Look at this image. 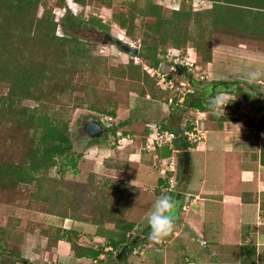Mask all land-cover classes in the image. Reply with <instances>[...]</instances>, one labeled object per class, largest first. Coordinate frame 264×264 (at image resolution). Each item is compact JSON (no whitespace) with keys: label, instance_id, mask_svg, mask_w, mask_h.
<instances>
[{"label":"trees","instance_id":"1","mask_svg":"<svg viewBox=\"0 0 264 264\" xmlns=\"http://www.w3.org/2000/svg\"><path fill=\"white\" fill-rule=\"evenodd\" d=\"M63 1L56 0L55 3L61 6ZM73 1L82 7L94 4L111 8L113 3V0ZM191 1L181 0L177 8L169 10L154 0H130L126 9L111 13V20L133 40L134 33H138V57L148 68L158 67L169 50L181 55V48L188 46L194 48L200 66H205L212 60L215 31H231L264 41V0H201L208 2L209 7L197 10L192 8ZM40 5H43L42 0H0V201L12 202L28 196L45 206L44 213L92 222L109 219L115 226L130 231L133 224L119 221L117 216L127 199L120 185H100L110 190L109 194L100 192V196H93L100 201L99 210L84 216L79 213V206L71 205L69 195L63 193L62 178L57 180L50 175L52 168L57 167L63 177L66 168L74 169L79 158L69 138L66 104H71L72 108L85 105L93 113L90 119L105 128L100 137L90 141L105 143L108 132L117 133L116 128L122 125L112 124L118 108L129 109L125 123L139 120L141 124L140 119L147 117L152 101L166 103L169 106L167 116L159 119L155 115L160 123L158 131L162 133L169 129L175 135L174 142L181 139L188 147L183 132L192 129L194 121L180 128V115L172 113L175 108L178 110L185 103L188 109L205 112L207 121L221 123L233 117L237 119L239 116L235 114L242 100L249 102L252 96L242 94V89L237 86L233 94L241 95V99L224 100L226 109L219 112L217 107L209 106V99L196 95L197 89L183 95L173 89L160 88L157 79L131 57L124 65L110 67L104 74L108 73L115 80L120 78V82L128 84V89L137 97L115 98L98 93L95 86L86 82L84 74L86 71L97 73L101 67L91 59L88 42L79 40L69 31L70 26L78 27L82 21L68 11L62 18L56 17L53 8L45 5L38 15ZM85 24L109 29L99 18L89 17ZM59 25L63 28L62 35L56 33ZM99 60L103 62V58H97L96 63L101 64ZM86 66L92 70L85 69ZM179 70L185 73L184 76L188 75L192 86L191 72L184 67ZM145 95H149V99H144ZM27 101L33 104H25ZM137 110H142V114ZM254 110L260 114L256 126L264 129L262 104L256 105ZM171 120L177 123L174 128L169 127ZM128 132L131 131L118 132L119 139L127 137L124 134ZM147 133L148 129H145L142 134L146 136ZM174 146H177L176 142ZM32 185L36 187L34 192L29 191ZM11 232L0 226V264H25L21 256L22 237ZM40 233L47 236V242L66 239L72 243L76 254L79 249H84L76 243L75 232L48 226ZM84 254L96 258L99 251L84 249Z\"/></svg>","mask_w":264,"mask_h":264},{"label":"crops","instance_id":"2","mask_svg":"<svg viewBox=\"0 0 264 264\" xmlns=\"http://www.w3.org/2000/svg\"><path fill=\"white\" fill-rule=\"evenodd\" d=\"M215 48L212 61L200 66L205 77L211 81L220 75L232 80L225 82L223 79L220 82L223 85L210 84L212 88L228 87L229 97L233 99L232 88L238 86L242 94L252 96L250 103L262 104L264 113V75L250 78L252 71L264 73V66L252 64H264V51L222 45L221 63L214 62L218 53ZM130 94L137 97L133 91ZM149 97L145 95L144 99ZM148 109L147 117L140 119L148 129L145 143L136 144L133 133L128 132V135L124 134L127 137L120 138L123 142L117 147L120 159L116 157L112 167L102 168L101 163L94 161L85 170L92 169L94 173L90 176L86 173L85 178L93 177L101 186L120 185L125 191L127 199L117 216L119 221L132 223V229L126 232L104 218L92 222L48 214L55 217V221L50 218L43 224L75 232L80 248L97 250L99 254L91 258L84 254V249H79L76 254L71 242L66 239L47 242V236L39 230L27 233L26 242H21L25 264H264V129L256 126L260 114L243 108L240 111L244 114H239L237 119L233 117L221 123L207 121L206 114L205 117L197 115L195 121L203 127L204 137L197 142H189L185 137L188 147L176 137L175 147V138L161 144L148 142L150 134L159 132L160 128L156 111L151 107ZM126 110L129 113V109ZM167 114H160L159 119ZM132 122L138 124L139 120ZM126 123L130 125L131 122ZM165 131L169 132V129ZM93 144L86 147L85 158H92L97 153L101 158L112 157L113 154H109L112 149L101 140ZM170 162L173 163L172 172L168 170ZM177 171L180 173L177 190H166L167 179ZM146 174L156 175L155 201L164 194L177 200L173 231L158 243L149 239L148 225L141 230L142 225L131 216L137 209L133 208V203L140 198ZM101 186L98 188L97 185V190L101 188V193L109 194L110 190ZM98 192L96 196L101 194ZM99 202L91 199L89 210L80 207L79 213L93 215L99 210ZM183 205L188 206L184 208Z\"/></svg>","mask_w":264,"mask_h":264},{"label":"rangeland","instance_id":"3","mask_svg":"<svg viewBox=\"0 0 264 264\" xmlns=\"http://www.w3.org/2000/svg\"><path fill=\"white\" fill-rule=\"evenodd\" d=\"M130 0H113L112 7L106 8V7H99L94 4H87L86 6H80L76 3H74L73 0H64L63 4L61 6L57 5L56 0H42L43 5L45 6H51L55 12V16L62 18V16L68 11L71 15L76 16L78 19L82 21L81 25L78 27H69V31L75 35L79 40L87 41L89 50H90V57L95 63V65L100 66V70L92 73L91 71H86L84 76L86 77V82L89 85L95 86L98 93H106L108 96H114L115 98H123L125 95L127 96H134L130 94V90L128 88V84H122L120 82V78L115 80V78H111L108 76V73H105L107 69L112 67L113 69L118 67L119 65H124L128 60L130 59L129 54L123 52L122 50L118 49L116 45L110 41V38L116 37L122 41L129 42L135 46L139 47V35L138 33H134L135 40L131 39L126 35L123 29L119 28L115 22L111 20V13L116 10H123L128 7L127 2ZM156 3L161 4L166 9H175L179 6V3L181 0H154ZM192 8L193 9H202L209 7L208 2H202L200 0H192ZM43 5H40L38 7V15H40L43 11ZM89 17L99 18L101 19L102 23L107 24L109 26L108 34H109V40L106 42V44L98 41L95 37L97 36V31L95 29H91L88 26L90 24H85V20H87ZM96 31L94 34L92 31ZM57 35H62L63 28L61 25H59L56 29ZM100 34V32L98 33ZM104 34V33H102ZM212 53H213V47L215 46V50L218 52L215 55V61L214 62H223V55L220 53L222 45H231L232 47H247L253 50H260L264 51V41L257 40V39H251L248 37H243L242 35H238L236 33H233L231 31H215L213 33V41H212ZM240 45V46H239ZM219 48V49H218ZM219 50V51H218ZM178 52V51H177ZM181 55L177 58V65L181 66L183 68V62L188 60L189 62H192L193 65L190 66V78L193 77V84L192 86L185 85L180 87V91L184 95V93L187 92V89L193 90L195 92V89L197 91L195 92L197 96H201L204 99H211V96L208 95L207 89L212 88L213 82H217L218 84L223 81H231L232 79L223 78L220 75L215 76L214 80H209L205 77V73H203L202 67H200V63L198 62V58L195 56L194 48L188 46L186 48H181ZM97 58H103V62L96 63ZM213 58V56H212ZM225 59V58H224ZM134 62L140 63L144 68L148 69V66L145 64L144 60L140 59L138 57L137 60L133 59ZM212 61V60H211ZM238 62L237 60H235ZM241 61V60H240ZM245 61L242 62L244 64ZM235 63V62H234ZM168 64V65H167ZM174 64V63H171ZM170 64V65H171ZM238 64V63H236ZM252 64H256L258 66H264L261 62H252ZM90 67V65H89ZM89 67L86 66L85 69L92 70ZM185 68V67H184ZM165 71L169 72L170 76L173 75L175 83H179L178 81H187L188 75L182 76V75H175L177 73L170 71L169 63L167 62L164 66ZM187 69V68H186ZM96 70V68H95ZM188 71V70H187ZM96 73V74H95ZM226 79V80H223ZM223 80V81H222ZM120 82V84L118 82ZM118 83V85H117ZM223 85L222 83H220ZM177 85V84H176ZM214 86L213 91H218L220 95L224 98V100L229 99V91L228 87L226 86ZM235 88H232L234 90ZM120 90V93H119ZM242 91V90H241ZM240 91V92H241ZM183 95H181L183 97ZM250 95V94H249ZM135 97V96H134ZM241 95H234V98H240ZM183 100L180 98V101ZM162 102L154 101L150 103L151 110H155L157 113V116L166 115L169 113V106L166 103L161 104ZM25 104H33L31 101L25 102ZM258 105L255 103H250L246 101L245 99L242 100V104L239 108V110L236 112V116H239V114H244L240 111V109L246 108L254 110V107ZM57 106V105H54ZM67 107V113H66V119L68 123V133L69 138L72 142L74 151L76 154H79V158L76 162V167L74 169L72 168H66V170L63 173V177H61L60 173L58 172V168L54 167L52 168L50 175L54 176L57 180H60L62 178L61 183L63 184L62 191L64 194L69 195L71 205L73 206H79V209H86L89 210V208L92 206L91 199H94L93 196L96 195V191H99L101 189L97 190V185L99 188V183L95 182V179L93 177L85 178V176L93 175L94 173L90 171H85L86 168L91 166V164L95 161H98L101 163L102 168H108L112 167L114 165L113 162H115V158H119V152L117 150V147L123 142H121V139H117L118 132H121L122 130L131 131L133 133L134 142L136 144L145 143L146 138L144 137L143 133V124L140 123H134L127 125L125 121L129 118V113L126 110V108L121 107L120 110L117 109L116 116L113 118L112 124H122L121 126L117 127L116 130L119 128L118 132L114 133V131L108 132L107 139L104 144L107 145L110 149H112V152L109 154H113L112 157H100V154H95L94 157H87L85 158V155L87 156V148L90 145H94V142H91L90 138L86 131L85 126L86 124L93 119H90V116L93 113H90L88 109H86L85 105L74 107L69 103L66 104ZM176 107V106H175ZM225 107H217V111L221 112L224 111ZM231 110H234V107H230ZM139 114H142V110H137ZM51 111L49 110V113ZM174 112V113H173ZM200 111L199 110H192L188 109L185 106V103L181 104L180 109L172 111V113L179 114L180 115V123L179 127L184 128L187 123L192 122V120L195 122L197 119V115ZM255 112V111H254ZM96 115V114H94ZM93 116V115H92ZM96 118H99L97 116ZM173 120V119H172ZM169 127H175L176 121H172ZM124 122V123H123ZM203 122V121H200ZM159 123V122H158ZM175 123V124H174ZM127 125V126H126ZM207 125H210L209 122ZM123 128V129H122ZM114 130V129H113ZM165 138V137H164ZM128 139V138H127ZM148 139V138H147ZM149 143L153 142L152 138H149ZM117 141V142H116ZM121 142V143H119ZM125 144V143H124ZM177 156L176 154H174ZM106 156V155H105ZM178 157V156H177ZM100 159V161H99ZM120 159V158H119ZM145 161H148V158L144 156ZM171 164V162H170ZM159 165V164H157ZM173 166V163L171 167ZM160 167V165H159ZM171 167L169 165L168 170L171 172L173 171V167L171 170ZM185 172V171H184ZM87 173V174H86ZM186 173V172H185ZM184 173V174H185ZM179 171L175 173V175L172 177L174 184L177 186L172 188L173 190H177V187L179 185ZM101 184V183H100ZM157 178L156 175L146 174V177L144 180H142L141 189H140V198L136 200V202L133 203V208H137L136 210H133L132 212V219L141 226V230L145 228L147 225V217L150 214L151 209L153 208L154 202H155V192L153 191V186L157 185ZM164 186V183H163ZM166 186V185H165ZM51 187H54L56 190L57 187L54 186V184H51ZM104 187H102L103 189ZM58 190V189H57ZM29 191H36L35 185L30 186ZM98 192V193H99ZM100 196V195H99ZM31 199V200H30ZM28 196H24L21 199H15L12 202H4L0 201V226L6 228L7 230H11L14 234H20L22 237V242H26V239L24 241V237L27 233L30 232H38L42 228H46V223L42 222H48L47 220H50V218L55 221V217H49L48 214L44 213L43 210L45 206L38 201L33 200ZM185 206V205H183ZM188 206V205H186ZM139 208V209H138ZM6 226V227H5ZM51 226H53L51 224ZM11 232V233H12ZM40 233V231H39ZM29 242V241H28Z\"/></svg>","mask_w":264,"mask_h":264},{"label":"built area","instance_id":"4","mask_svg":"<svg viewBox=\"0 0 264 264\" xmlns=\"http://www.w3.org/2000/svg\"><path fill=\"white\" fill-rule=\"evenodd\" d=\"M201 1V0H200ZM204 2V1H202ZM173 51L169 50L168 53L164 56L163 61H161L158 65V67L156 68H148L147 71L154 76L157 79V84L158 86H160V88L166 90V89H173L175 91H180V87L185 86V85H189V82H185V81H178L179 83H175L173 75L170 76L169 72L165 71L164 66L165 64L168 62L170 65V71L171 72H175L177 74L175 75H184L185 73L181 70H179V67L181 66H176L177 65V58L179 57L180 53L176 52L174 54H172ZM176 64V65H175ZM193 63L189 62L188 60L183 62V67L187 68L186 70L190 71V66H192ZM177 84V85H176ZM187 92H193V90H189L187 89ZM182 93V92H181ZM182 101V100H181ZM204 116L205 117V112H199L198 116ZM198 120V118H197ZM204 129L202 126L199 125V123L197 121L194 122V126L192 129L190 130H185L183 132V135L186 137V139L189 142H197L200 139H202V137H204ZM165 137V138H164ZM149 138H152V141H154L155 143H165L168 141H171L175 138V135L171 132H155L154 134H150V136L148 137V141L150 140ZM151 141V140H150ZM153 143V142H152ZM172 165V162L170 164V167ZM172 170V167H171ZM175 187V184L173 182V179L171 177H169L167 179V186H166V190H172V188ZM184 208H186V206H183Z\"/></svg>","mask_w":264,"mask_h":264},{"label":"clouds","instance_id":"5","mask_svg":"<svg viewBox=\"0 0 264 264\" xmlns=\"http://www.w3.org/2000/svg\"><path fill=\"white\" fill-rule=\"evenodd\" d=\"M262 75L264 73L260 71L250 72V78H259ZM207 92L211 96L208 101L209 106L216 108L226 104L218 91L214 92L212 88H208ZM176 206L177 200L170 194H164L154 202L153 209L147 217L150 240L158 243L173 231Z\"/></svg>","mask_w":264,"mask_h":264},{"label":"water","instance_id":"6","mask_svg":"<svg viewBox=\"0 0 264 264\" xmlns=\"http://www.w3.org/2000/svg\"><path fill=\"white\" fill-rule=\"evenodd\" d=\"M96 31H92V33L94 34ZM108 35V33H105L104 36ZM110 41H112L116 47L120 50H122L123 52L129 54V56L132 59L137 60L138 59V54H139V50H138V46H135L129 42L126 41H122L118 38H110ZM106 42H108V40H103L102 43L106 44ZM86 133L90 138H98L100 135H102L105 132V128H103L101 126V124L99 122H97L96 120H90L86 126Z\"/></svg>","mask_w":264,"mask_h":264},{"label":"flooded vegetation","instance_id":"7","mask_svg":"<svg viewBox=\"0 0 264 264\" xmlns=\"http://www.w3.org/2000/svg\"><path fill=\"white\" fill-rule=\"evenodd\" d=\"M88 27L91 29H95L98 33L100 32V34L97 33V36L95 37L98 41L102 42L103 40H109V38H110L109 34L104 36V34L108 32V30L101 28V27H98V26H93V25H89ZM102 33H104V34H102ZM85 131H86V129H85Z\"/></svg>","mask_w":264,"mask_h":264}]
</instances>
